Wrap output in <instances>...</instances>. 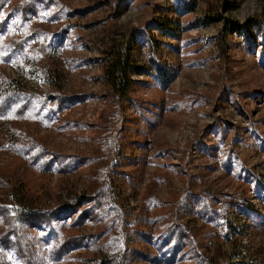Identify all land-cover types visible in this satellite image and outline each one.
Returning a JSON list of instances; mask_svg holds the SVG:
<instances>
[{"label": "rangeland", "instance_id": "374dc122", "mask_svg": "<svg viewBox=\"0 0 264 264\" xmlns=\"http://www.w3.org/2000/svg\"><path fill=\"white\" fill-rule=\"evenodd\" d=\"M0 264H264V0H0Z\"/></svg>", "mask_w": 264, "mask_h": 264}, {"label": "trees", "instance_id": "16d2710c", "mask_svg": "<svg viewBox=\"0 0 264 264\" xmlns=\"http://www.w3.org/2000/svg\"><path fill=\"white\" fill-rule=\"evenodd\" d=\"M112 54L106 65L104 76L113 93L124 98L130 87L129 76L138 70L132 64L129 53L124 54L113 50Z\"/></svg>", "mask_w": 264, "mask_h": 264}]
</instances>
